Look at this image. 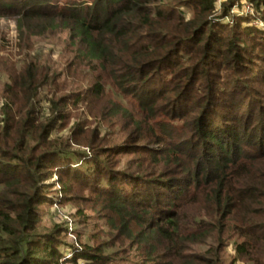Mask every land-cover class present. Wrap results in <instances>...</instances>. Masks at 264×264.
I'll use <instances>...</instances> for the list:
<instances>
[{"label":"trees","instance_id":"16d2710c","mask_svg":"<svg viewBox=\"0 0 264 264\" xmlns=\"http://www.w3.org/2000/svg\"><path fill=\"white\" fill-rule=\"evenodd\" d=\"M8 15L20 51L67 31L71 57L6 58L0 264H264V69L247 65L264 0H0ZM54 169L96 201L93 243L39 224Z\"/></svg>","mask_w":264,"mask_h":264},{"label":"rangeland","instance_id":"374dc122","mask_svg":"<svg viewBox=\"0 0 264 264\" xmlns=\"http://www.w3.org/2000/svg\"><path fill=\"white\" fill-rule=\"evenodd\" d=\"M222 1L223 0H216L218 8L221 7ZM179 9L183 13L185 12L186 17L189 16V8L180 7ZM251 12L252 8L248 5H245L242 8L235 6L232 10V15L229 16V18L223 17L224 19L221 18V20L223 19L225 22H230V24L235 25V22L237 21L235 18L236 14H247ZM17 19V16L8 15L3 17L0 23V98L5 84L4 82L6 81V74L4 72V67L6 65L4 64L6 63V58L8 56L12 57L15 61H18L24 58L26 54H32V56H34L38 52H43L51 63L57 65L58 69H62L66 58L71 57L70 51L64 50L67 49L69 44L67 31H48L40 36H37L33 40L34 45L31 50L20 51V46H18L20 41ZM248 24L256 26L264 32V20L252 18ZM247 65L248 67H254L253 71L264 69V59H262V57L254 58V62H249ZM44 95L45 94L42 93L43 98ZM44 105L46 104L44 103ZM84 110L85 108L83 107L78 111V119H83L81 117V113H83ZM86 119L91 120L92 116L88 115L86 116ZM73 122H75L74 118L71 120V123ZM67 128L68 126L62 130L64 131L62 132L64 135L69 134V130H67ZM73 148L79 151H89L85 147L79 145H73ZM112 157H114V159L111 160L114 165H116L117 160H121V163H123L124 159H119V157L122 156L112 155ZM78 161V163L75 162V165H78L81 162L80 160ZM125 165H128V163L124 162L122 166ZM64 182L66 184H64ZM46 184L51 186L48 191L54 201L52 203L41 204L42 209L38 219L41 227L50 229L54 225L59 224L69 229L66 231L65 238L68 242L73 243V245L80 246L81 243H93L91 235L96 228H99L100 225L103 226V221L98 219V213L97 216L94 215L95 210L93 205L96 201H86L85 197L92 195L91 192L86 190L85 186L81 185L78 181H68L65 176L57 171V169L49 172V178L46 181ZM63 186L68 187L69 192L65 193ZM82 209L84 213L80 212ZM61 249H63V251L67 254L71 253L69 250L70 247L62 246ZM231 253L232 252H230V256ZM228 261L229 259L226 258L225 264ZM81 264H84V262H81Z\"/></svg>","mask_w":264,"mask_h":264},{"label":"built area","instance_id":"2783aa9c","mask_svg":"<svg viewBox=\"0 0 264 264\" xmlns=\"http://www.w3.org/2000/svg\"><path fill=\"white\" fill-rule=\"evenodd\" d=\"M72 255V253H70V254H67V257H70Z\"/></svg>","mask_w":264,"mask_h":264}]
</instances>
